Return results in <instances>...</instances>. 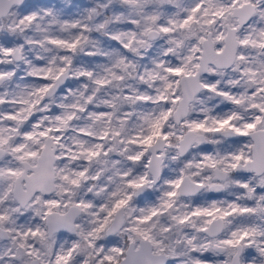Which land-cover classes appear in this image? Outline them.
Here are the masks:
<instances>
[{
    "label": "snow or ice",
    "instance_id": "1",
    "mask_svg": "<svg viewBox=\"0 0 264 264\" xmlns=\"http://www.w3.org/2000/svg\"><path fill=\"white\" fill-rule=\"evenodd\" d=\"M70 13L0 0V264H264V0Z\"/></svg>",
    "mask_w": 264,
    "mask_h": 264
},
{
    "label": "rangeland",
    "instance_id": "2",
    "mask_svg": "<svg viewBox=\"0 0 264 264\" xmlns=\"http://www.w3.org/2000/svg\"><path fill=\"white\" fill-rule=\"evenodd\" d=\"M31 3L36 4L37 6H43L44 4H58L63 6L66 10L70 9L71 13L78 12L82 7L91 5L93 0H30ZM70 13V14H71ZM2 67V66H0ZM247 138H245L246 140ZM209 200L212 199H231V197H226L223 193H207L206 194ZM198 202H203L198 201ZM58 237L67 239L72 236L71 233L60 232L57 234ZM75 238V237H73Z\"/></svg>",
    "mask_w": 264,
    "mask_h": 264
},
{
    "label": "flooded vegetation",
    "instance_id": "3",
    "mask_svg": "<svg viewBox=\"0 0 264 264\" xmlns=\"http://www.w3.org/2000/svg\"><path fill=\"white\" fill-rule=\"evenodd\" d=\"M211 193V192H210ZM212 194V193H211ZM61 232H66V231H61ZM67 233V232H66Z\"/></svg>",
    "mask_w": 264,
    "mask_h": 264
},
{
    "label": "water",
    "instance_id": "4",
    "mask_svg": "<svg viewBox=\"0 0 264 264\" xmlns=\"http://www.w3.org/2000/svg\"><path fill=\"white\" fill-rule=\"evenodd\" d=\"M62 231H64V230H62Z\"/></svg>",
    "mask_w": 264,
    "mask_h": 264
}]
</instances>
